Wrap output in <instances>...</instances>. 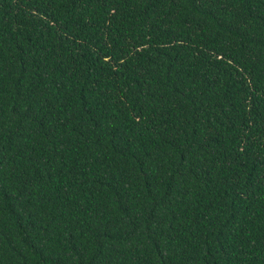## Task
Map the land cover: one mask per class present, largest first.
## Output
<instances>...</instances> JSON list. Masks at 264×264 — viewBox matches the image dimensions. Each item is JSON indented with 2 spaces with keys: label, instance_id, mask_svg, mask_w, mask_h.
Masks as SVG:
<instances>
[{
  "label": "trees",
  "instance_id": "obj_1",
  "mask_svg": "<svg viewBox=\"0 0 264 264\" xmlns=\"http://www.w3.org/2000/svg\"><path fill=\"white\" fill-rule=\"evenodd\" d=\"M0 264H264V0H0Z\"/></svg>",
  "mask_w": 264,
  "mask_h": 264
}]
</instances>
